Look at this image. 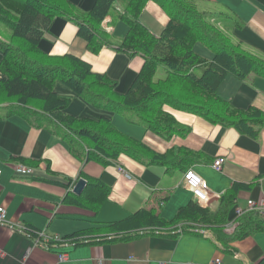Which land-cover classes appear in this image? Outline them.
<instances>
[{
  "label": "crops",
  "instance_id": "0c3cea01",
  "mask_svg": "<svg viewBox=\"0 0 264 264\" xmlns=\"http://www.w3.org/2000/svg\"><path fill=\"white\" fill-rule=\"evenodd\" d=\"M69 1L82 12L91 11L97 2ZM196 1L216 19L220 17L218 20L236 43L264 58V6L254 0ZM217 12L220 13L213 14ZM140 21L160 37L170 17L158 3L150 1ZM107 26L112 29L113 45L94 54L79 36L78 24L58 17L40 48L51 56L71 54L81 58L91 65L94 73L115 81L117 91L125 94L142 71L145 59L118 51L129 31L125 21L112 13L107 17ZM200 54L213 58L210 51ZM3 57L0 49V64ZM57 92L71 98L66 110L70 116L109 118L121 133L156 153L165 155L173 151L174 156L180 155V165L169 170L161 165H146L126 154L107 166L96 161L84 162L72 151L74 144L64 138V130L58 123L48 120L38 127L19 115L7 117L8 109L0 106V206L8 212V223L0 224V252L5 253L0 255V264H211L216 260L221 264H260L264 260V232L237 240L227 237L233 235L238 225V207L247 209L248 201L264 199V129L259 137H250L235 128L215 125L201 116L166 105L164 110L189 129L187 136L177 135L168 141L140 124L131 123L120 112L94 107L61 83L57 85ZM219 95L236 109L256 107L264 112V79L240 80L228 76L219 88ZM78 144L76 141L75 149ZM218 159H225L221 171L213 168ZM19 164L33 169L34 173L18 174L14 166ZM188 169L207 182L215 197L207 208L217 209L221 197L236 185L242 187L237 193V204L228 215L224 234L209 230L81 246L66 242L44 250L35 246L34 237L18 227L25 225L45 231L50 237L71 238L150 208L158 210L163 219L172 221L181 208L196 202L183 185ZM82 173L111 189L97 215L64 203L67 194L75 192L81 181L87 184ZM252 214L255 213L244 216ZM61 255L67 257L63 263H60Z\"/></svg>",
  "mask_w": 264,
  "mask_h": 264
},
{
  "label": "trees",
  "instance_id": "16d2710c",
  "mask_svg": "<svg viewBox=\"0 0 264 264\" xmlns=\"http://www.w3.org/2000/svg\"><path fill=\"white\" fill-rule=\"evenodd\" d=\"M150 1L158 3L170 17L160 37L140 21ZM254 1L264 6V0ZM112 13L129 26L118 51L145 59L142 71L125 94L117 91L115 81L94 73L91 65L81 58L71 54L51 56L40 48L54 20L62 17L78 24L79 36L87 42L88 50L98 54L113 45L110 33L102 26ZM3 28L11 32L9 38ZM199 44L213 54L212 59L197 52ZM0 49L4 54L0 64V106L8 109L7 117L19 115L38 127L48 120L58 123L64 130V138L74 144L72 151L84 162L96 161L107 166L126 154L146 165L174 170L181 158L174 156L173 151L165 155L156 153L121 133L109 118L70 116L66 110L71 98L58 94L60 83L94 107L120 112L131 123L140 124L168 141L177 135L187 136L189 129L164 110L166 105L201 116L212 124L235 128L250 137H259L264 129L263 111L256 107L236 109L219 95V88L228 76L240 80L264 79V58L236 43L225 25L201 11L196 0H97L89 12L78 10L69 0H0ZM162 67L166 76L157 79ZM81 176L87 179L82 192L70 191L64 203L97 215L111 189L98 179L83 173ZM241 188L236 185L221 197L215 210L190 202L178 211L174 220L167 221L158 210L143 209L124 220L64 240L81 246L209 230L221 235ZM261 231L264 232V220L252 214L240 218L233 235L227 237L244 239ZM92 233L94 237L87 236Z\"/></svg>",
  "mask_w": 264,
  "mask_h": 264
},
{
  "label": "built area",
  "instance_id": "2783aa9c",
  "mask_svg": "<svg viewBox=\"0 0 264 264\" xmlns=\"http://www.w3.org/2000/svg\"><path fill=\"white\" fill-rule=\"evenodd\" d=\"M103 28L107 33H112V29L107 26V18L102 23ZM225 162V159H218L213 168L216 171H221L222 166ZM15 172L22 175H32L34 170L24 166V165H15L14 166ZM123 171L122 169H120ZM1 173V172H0ZM184 187L189 190L193 195L195 201L203 208H207L210 205V202L215 198L211 195L207 182L198 175L194 170L190 169L184 174L183 179ZM247 213H255L260 216L262 220H264V199L261 201H248V208L243 209L238 207L237 209V217L241 218ZM8 223V212L5 207L0 206V224ZM180 228L182 227L179 225ZM20 230L26 232L30 236H34L35 246L43 248L44 250L50 249L52 245H56L57 243H66L64 238L62 237H50L45 231H37L33 228H30L25 225H18ZM0 255H5V253L0 252ZM67 259L66 255L60 256V263L65 262ZM211 264H221V261L216 260Z\"/></svg>",
  "mask_w": 264,
  "mask_h": 264
},
{
  "label": "rangeland",
  "instance_id": "374dc122",
  "mask_svg": "<svg viewBox=\"0 0 264 264\" xmlns=\"http://www.w3.org/2000/svg\"><path fill=\"white\" fill-rule=\"evenodd\" d=\"M199 8H200V10L201 11H206V9L203 7V6H199ZM214 9H216L217 11L219 10L218 8H214ZM220 9H221V7H220ZM207 10H212L211 11V13L212 12H214V10L213 9H207ZM218 13H220V12H217V13H213V14H218ZM218 19H220V17H218ZM3 31H4V33H5V37L6 38H9L10 36H11V32L9 31V30H7L6 28H3ZM200 45V44H199ZM196 50L198 51V52H200V53H202L203 54V52H205V51H209V50H207V48H205L204 46H202V45H200V46H198L197 48H196ZM166 76V71H165V69L162 67V68H160V70H159V72H158V75H157V79H159V78H164Z\"/></svg>",
  "mask_w": 264,
  "mask_h": 264
},
{
  "label": "water",
  "instance_id": "95a60500",
  "mask_svg": "<svg viewBox=\"0 0 264 264\" xmlns=\"http://www.w3.org/2000/svg\"><path fill=\"white\" fill-rule=\"evenodd\" d=\"M85 185H86V181H84V180L81 181L79 183L78 187L76 188L75 192L80 194L82 192L83 188L85 187Z\"/></svg>",
  "mask_w": 264,
  "mask_h": 264
}]
</instances>
